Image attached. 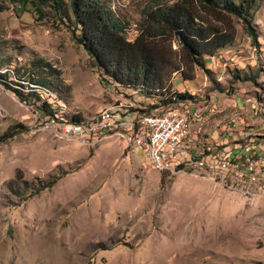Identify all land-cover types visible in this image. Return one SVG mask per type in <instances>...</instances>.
Wrapping results in <instances>:
<instances>
[{
  "label": "rangeland",
  "instance_id": "rangeland-1",
  "mask_svg": "<svg viewBox=\"0 0 264 264\" xmlns=\"http://www.w3.org/2000/svg\"><path fill=\"white\" fill-rule=\"evenodd\" d=\"M104 1L133 39L150 0ZM64 2L0 0V137L11 134L0 141V264H264V169L202 158L228 129L227 143L264 156V0L249 27L232 16L235 39L191 79L173 72L151 91L105 72ZM177 109L187 112V157L205 161L175 173L121 135L84 146L60 125ZM48 119L58 123H40ZM243 127L251 134L238 135Z\"/></svg>",
  "mask_w": 264,
  "mask_h": 264
},
{
  "label": "trees",
  "instance_id": "trees-1",
  "mask_svg": "<svg viewBox=\"0 0 264 264\" xmlns=\"http://www.w3.org/2000/svg\"><path fill=\"white\" fill-rule=\"evenodd\" d=\"M54 2L57 10L65 3L64 0ZM255 2L150 0L143 7L135 37L128 39L124 24L104 0H68L79 30L77 41L89 55L115 82L150 91L164 88L173 72L179 71L184 79H191L195 65L204 66L206 57L213 56L235 39L232 16L242 19L249 27L248 18L252 16ZM249 31L252 33L251 28ZM175 97L190 95L178 93ZM10 135H2L0 141Z\"/></svg>",
  "mask_w": 264,
  "mask_h": 264
},
{
  "label": "built area",
  "instance_id": "built-area-1",
  "mask_svg": "<svg viewBox=\"0 0 264 264\" xmlns=\"http://www.w3.org/2000/svg\"><path fill=\"white\" fill-rule=\"evenodd\" d=\"M122 102V101H121ZM186 113H177L175 112L172 117L167 118H157L151 122V131H144V127L141 128L139 131L135 132V139L133 141H126L125 145H133V148L136 146H140L143 151L145 152L146 158V147H148V142L146 141V132H154V134L158 138V147L157 151L154 155V159H147V162L152 165L153 161H162V163H170L172 165H176V159H184L185 152H192V147L190 143L181 142L179 136H177L176 131V118L184 117ZM195 116V113H194ZM102 117H112L113 120H118L120 122H125V113H111L107 114L106 116ZM101 118V117H100ZM100 118L97 123L94 124H85V125H70V124H61L65 129H75L76 132H85L86 125H94V131L97 128H105L100 126ZM195 119L190 125L193 127L197 124ZM40 123H58L56 121L45 120L40 121ZM229 130V131H228ZM226 130L224 134V139H211V145L209 147V151L206 155L202 158H210L214 161L216 160H225L229 163V158H237L238 162L244 164V158H252V165H247L249 168L254 167H261L264 169V156H254V149H258L253 146L245 145L244 141H235L234 144L227 143L228 140L226 139L227 136L232 134V137L235 136L233 133V129ZM251 133V128L245 129L244 127L238 130V135L241 134L242 136H248ZM90 134V133H88ZM235 138L233 137V140ZM163 143H170V150H163ZM227 148H236L237 149V156L236 157H228L226 156V149ZM216 151H224L225 152V159H217L216 158ZM201 158V160H202Z\"/></svg>",
  "mask_w": 264,
  "mask_h": 264
},
{
  "label": "bare ground",
  "instance_id": "bare-ground-1",
  "mask_svg": "<svg viewBox=\"0 0 264 264\" xmlns=\"http://www.w3.org/2000/svg\"><path fill=\"white\" fill-rule=\"evenodd\" d=\"M175 112L183 113L181 110L177 109V110H171L169 112H162L161 114H157V113L156 114L154 113H141V114L135 113L133 115L127 114L125 115V119H129V120H125V122L114 120L112 123L111 122L112 120L110 119V117H102V116H106L107 114H111L115 112L104 111V113L100 115L101 118L98 117L95 120V122L94 121L93 122L97 123L100 118V126H103L105 128H97L94 131V125H86L85 132H76L75 129H72L70 134L68 135L71 136L72 138L75 137V139H77V141H79L80 143L84 144V146L85 144L88 146L90 145L93 146L97 144L99 141H103L104 139H107L110 136L113 137L115 135H119V136L121 135L122 137L126 139V141H133V139H135V132L133 131H139L143 127H144V131H151V122L153 120L157 118L172 117ZM116 113H119V112H116ZM186 122H187V119L185 115L184 117L176 118L177 136H179V139L181 140V142L187 141L188 134H187ZM94 123H91V124H94ZM115 124L121 127L117 130L116 129L114 130ZM76 125H83V124H76ZM146 141L148 142V145H149L148 147H146V158L154 159V155L158 147V138L154 134V132H146ZM129 146L133 147V145H129ZM163 150H170V143H163ZM207 160H209L210 163L215 164V161L213 159L207 158ZM204 161L205 160L203 159V161L199 162V160L196 158H191V157H187V155H184V159H176V165H172L170 163H162V161H153V164L151 166L160 171H169V172L175 173L177 171L182 170V169H178L180 166H182V164H185V165L193 164L196 168H199L201 165H203ZM184 167L185 166H182V168Z\"/></svg>",
  "mask_w": 264,
  "mask_h": 264
},
{
  "label": "crops",
  "instance_id": "crops-1",
  "mask_svg": "<svg viewBox=\"0 0 264 264\" xmlns=\"http://www.w3.org/2000/svg\"><path fill=\"white\" fill-rule=\"evenodd\" d=\"M250 134H251V133H250ZM192 137H193V138H197V137H199L198 132L195 131V130H193ZM185 155H187V152H185ZM224 168H226V167H224Z\"/></svg>",
  "mask_w": 264,
  "mask_h": 264
}]
</instances>
